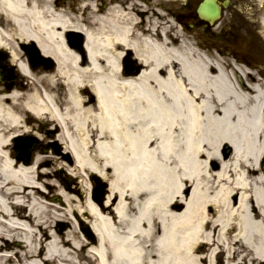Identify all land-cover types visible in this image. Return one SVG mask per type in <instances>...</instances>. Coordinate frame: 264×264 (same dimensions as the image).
Here are the masks:
<instances>
[{"label": "bare ground", "instance_id": "6f19581e", "mask_svg": "<svg viewBox=\"0 0 264 264\" xmlns=\"http://www.w3.org/2000/svg\"><path fill=\"white\" fill-rule=\"evenodd\" d=\"M84 1L0 0V51L27 83L0 89V253L18 249L16 264H264V80L201 53L146 0ZM31 45L53 68L29 66ZM129 57L138 74L124 71ZM37 128L72 165L62 153L14 158L13 139L47 141ZM44 160L66 182L49 181ZM93 175L108 184L104 202L72 197ZM42 178L63 205L44 202ZM75 215L94 242L55 231Z\"/></svg>", "mask_w": 264, "mask_h": 264}, {"label": "rangeland", "instance_id": "374dc122", "mask_svg": "<svg viewBox=\"0 0 264 264\" xmlns=\"http://www.w3.org/2000/svg\"><path fill=\"white\" fill-rule=\"evenodd\" d=\"M147 2H148V4H149V9H151V5H150V0H147ZM152 2H153V4H154V2H155V0H152ZM173 9H174V7L172 6V7H165V11H166V14H168L169 15V17L172 15V13H174L173 12ZM248 12H250V11H248ZM253 12V11H252ZM258 13V12H257ZM257 13L256 12H254V13H247V17L249 18V19H252L250 16H252L253 17V15L254 14H256L257 15ZM258 16V15H257ZM168 17V18H169ZM171 18H169V22L171 21L172 22V19L170 20ZM177 23V22H176ZM256 25V24H255ZM178 26H179V24H178ZM178 28H181V26H179ZM178 30V29H177ZM177 32H180V30L179 31H177ZM200 34L201 33H199V32H192L191 33V35L194 37V38H199V40L201 41V43H203L205 46H208L207 45V41L205 40V38H203L202 36H200ZM237 37H239V36H237ZM248 42V46L249 45H251V44H253V43H251V42H249V41H247ZM205 51V50H204ZM223 59H226V57H224ZM129 60H131L130 58H129ZM228 60V59H227ZM125 63V62H124ZM264 74V73H263ZM236 79V77L233 75V77H232V81L234 82V84L238 87V85L239 86H241V84L239 83H237V82H239V81H237L236 82V80H238V79ZM243 79V83L245 84L246 82L247 83H249L250 82V80L249 79H247V80H245L244 78H242ZM263 80H264V75H263ZM262 80V81H263ZM23 83V82H22ZM262 86V85H261ZM38 130L39 129H37V132H38ZM41 131V133L43 134V135H45L47 138L50 136L49 134H48V132L45 130V129H40ZM27 138H34V137H32V136H25V137H23L21 140H23V141H26L27 140ZM16 144L14 143L13 145H12V149L14 148V146H15ZM37 153H39V154H43V155H46V154H49L50 153V149L48 148V150L46 151H44V150H42V149H38V151H37ZM222 154L224 155V150H223V152H222ZM33 159H34V157H32V160L30 161V165L33 163ZM46 169V171L50 174V175H52V176H54L55 177V179L51 176V179H50V177H48L49 179V181H51V180H55L56 182H66V179H68V177H70V176H68V174H67V172H66V170L64 169V170H60V169H57V168H53V163L51 162V161H46V162H44L41 166H40V169ZM86 180H85V184H84V189H82L81 191H78V193H76V194H71V196L72 197H74V198H76L77 196H78V198H80V200L82 201V202H84L85 201V199H90V198H94L95 197V195H96V193L98 192V191H101L102 192V197H101V201H103L104 200V198H105V196L107 195V187H108V185H107V183H105V182H103L99 177H97V176H93V178H91V177H88V178H85ZM72 180V179H71ZM45 182V184L43 185L44 187H43V191H45L44 193H45V195H46V197L49 199V200H53L54 199V202H56L57 204H62V202H63V200H62V197L61 196H59L56 192H55V190L54 189H52V188H49L48 190H46V187H48V184L46 185V182H47V180L46 179H41V184H43ZM73 186V185H72ZM76 186V185H75ZM48 199H46V200H44L45 202H47V200ZM72 219H71V221H72V225L71 226H69V225H67V226H65V227H63L62 228V225H63V223H59V225L56 227V231L57 232H62V233H65V232H71V231H74L76 234H77V239L78 240H82V239H86L85 238V236H84V233H83V230H84V226L86 227H88V224H85L84 222H83V226H79L78 224H77V222H76V220H75V218H74V216H72L71 217ZM64 226V225H63ZM62 230V231H61ZM15 251L16 250H11V251H8V252H6V253H3L4 255L5 254H7V255H9V256H13V254L15 253ZM14 259L16 260L17 258L16 257H14ZM13 264H16L15 262L13 263ZM17 264H19V263H17ZM215 264H224V257L221 255V256H219V257H217V259H215Z\"/></svg>", "mask_w": 264, "mask_h": 264}, {"label": "water", "instance_id": "95a60500", "mask_svg": "<svg viewBox=\"0 0 264 264\" xmlns=\"http://www.w3.org/2000/svg\"><path fill=\"white\" fill-rule=\"evenodd\" d=\"M211 4V3H210ZM207 4L203 9H200L199 13L202 17L213 20L216 18L217 8L213 4ZM206 12H210L209 15Z\"/></svg>", "mask_w": 264, "mask_h": 264}]
</instances>
